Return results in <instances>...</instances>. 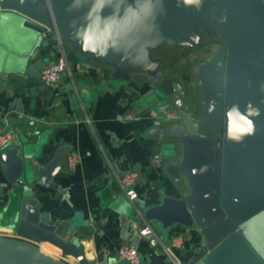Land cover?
<instances>
[{"label":"water","instance_id":"water-1","mask_svg":"<svg viewBox=\"0 0 264 264\" xmlns=\"http://www.w3.org/2000/svg\"><path fill=\"white\" fill-rule=\"evenodd\" d=\"M199 28L218 30L223 42L196 67L191 97L197 102L192 107L184 99L189 84L166 77L152 84L151 96L161 165L185 160L192 190L152 206L117 199L112 209L136 238L145 222L195 226L201 239L184 264H264V0H0V73L34 77L38 85L39 69L53 55L39 50L52 41L73 48L83 43L114 60L142 55L151 45L194 42ZM173 108L176 118L170 119L166 113ZM199 109L204 115L195 118ZM25 149L10 141L0 150L9 186L0 227L27 241L0 237V250L71 264L41 252L37 244L45 242L77 264H120L117 251L107 247L86 256L76 233L91 225L82 210L55 221L38 209L35 184L46 185L61 171L66 150L59 147L34 165Z\"/></svg>","mask_w":264,"mask_h":264},{"label":"crops","instance_id":"crops-1","mask_svg":"<svg viewBox=\"0 0 264 264\" xmlns=\"http://www.w3.org/2000/svg\"><path fill=\"white\" fill-rule=\"evenodd\" d=\"M200 30L205 29H197L196 39L202 36ZM167 45L170 44L148 46L142 55L105 60L92 54L83 43L73 48L65 40L52 41L39 52H53L48 62L65 57L66 68L57 82L43 81L37 85L34 77L0 73V129L12 131L11 141L25 146L32 163H46L59 147L66 153L75 149L81 156L73 170H68L64 164L48 184L36 183L35 195L39 200L38 209L55 221L74 210L83 211L91 225L78 228L76 233L87 257L101 246L117 251L123 244H133L140 254L141 264H172L162 250V243H168L177 233L185 236L184 245L175 249L182 264L198 249L195 245L201 237L195 226L176 222L162 228L159 223L151 224L159 241L151 245L146 237L138 235L136 238L128 220L122 225L112 209L117 199L134 206L143 200L144 206H152L159 204L165 195L178 198L192 190L190 174L183 168L185 160L164 168L156 149L157 139L153 136L157 110L151 103L152 84L166 77L172 83H194L197 92V82L195 76H191L188 63L190 58L187 55L165 57L159 53V48ZM70 53L74 55L72 60L67 59ZM206 60L198 63L194 72ZM190 88L191 91H185L184 99L193 107L197 99L191 97L194 89L192 85ZM175 111L173 108L170 112ZM193 114L200 118L204 111L195 110ZM30 119L34 124L29 123ZM131 170L138 174L135 200H129L118 185V177ZM4 182L0 162V212L8 202L9 186ZM0 237L27 241L8 227H0ZM37 245L51 258L77 264L72 256H60L48 243ZM118 263L127 264L122 258ZM0 264L44 263L16 250H0Z\"/></svg>","mask_w":264,"mask_h":264},{"label":"built area","instance_id":"built-area-1","mask_svg":"<svg viewBox=\"0 0 264 264\" xmlns=\"http://www.w3.org/2000/svg\"><path fill=\"white\" fill-rule=\"evenodd\" d=\"M65 68V57L50 61L41 69V79L47 84L55 83L62 77ZM168 118L174 119L176 118V114L170 112L168 113ZM29 123L34 124V120L30 119ZM12 138L13 133L10 129H0V148L6 146ZM80 158L81 156L77 150L69 149L66 153V168L68 170H73L79 163ZM137 178L138 174L134 170L128 171L118 177V185L129 200H135L138 197V193L134 188ZM138 235L146 237L151 245H156L159 242L152 225L149 223H144L138 228ZM184 243L185 236L182 233L174 234L170 237L168 243H162V250L168 256L172 264H182L175 253V249L182 247ZM117 253L120 258H124L129 264H141L140 254L133 244L121 245L117 249Z\"/></svg>","mask_w":264,"mask_h":264},{"label":"rangeland","instance_id":"rangeland-1","mask_svg":"<svg viewBox=\"0 0 264 264\" xmlns=\"http://www.w3.org/2000/svg\"><path fill=\"white\" fill-rule=\"evenodd\" d=\"M217 31H214L212 29H205L203 31L200 30L199 33L202 36L196 39L194 42H187L183 44L174 43L167 45L164 48L162 46L161 48H159L161 49V52L159 53L165 55V57L170 58H180L184 55H187L190 58V61H188V63L190 64L191 68V76L194 77L195 66L209 57L211 51L214 49L215 42L218 41V39H221L220 37H218V35H216ZM213 37H215L216 41L213 40ZM122 259L126 261L127 264H129L127 260H125L124 258Z\"/></svg>","mask_w":264,"mask_h":264},{"label":"flooded vegetation","instance_id":"flooded-vegetation-1","mask_svg":"<svg viewBox=\"0 0 264 264\" xmlns=\"http://www.w3.org/2000/svg\"><path fill=\"white\" fill-rule=\"evenodd\" d=\"M217 38V37H216ZM213 40L216 41L215 37H213ZM223 41L218 39V41L215 42V46L218 45L219 43H222ZM192 85V88L194 89V91L196 90L195 84H189V86Z\"/></svg>","mask_w":264,"mask_h":264},{"label":"trees","instance_id":"trees-1","mask_svg":"<svg viewBox=\"0 0 264 264\" xmlns=\"http://www.w3.org/2000/svg\"><path fill=\"white\" fill-rule=\"evenodd\" d=\"M73 58H74V55H73V54H71V53L68 54V56H67V59H68V60H72Z\"/></svg>","mask_w":264,"mask_h":264}]
</instances>
